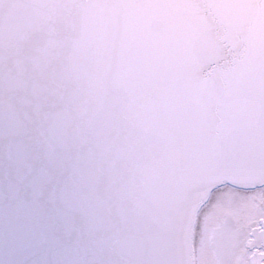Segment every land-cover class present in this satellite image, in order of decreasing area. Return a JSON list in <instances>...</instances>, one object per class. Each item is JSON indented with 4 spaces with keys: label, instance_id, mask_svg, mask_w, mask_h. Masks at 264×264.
I'll list each match as a JSON object with an SVG mask.
<instances>
[{
    "label": "snow or ice",
    "instance_id": "1",
    "mask_svg": "<svg viewBox=\"0 0 264 264\" xmlns=\"http://www.w3.org/2000/svg\"><path fill=\"white\" fill-rule=\"evenodd\" d=\"M0 264H264V0H0Z\"/></svg>",
    "mask_w": 264,
    "mask_h": 264
}]
</instances>
